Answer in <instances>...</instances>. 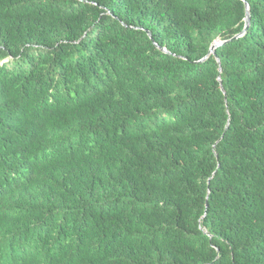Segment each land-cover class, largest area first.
I'll list each match as a JSON object with an SVG mask.
<instances>
[{
	"label": "trees",
	"instance_id": "16d2710c",
	"mask_svg": "<svg viewBox=\"0 0 264 264\" xmlns=\"http://www.w3.org/2000/svg\"><path fill=\"white\" fill-rule=\"evenodd\" d=\"M246 1L0 0V264H264Z\"/></svg>",
	"mask_w": 264,
	"mask_h": 264
},
{
	"label": "water",
	"instance_id": "95a60500",
	"mask_svg": "<svg viewBox=\"0 0 264 264\" xmlns=\"http://www.w3.org/2000/svg\"><path fill=\"white\" fill-rule=\"evenodd\" d=\"M243 1H244V3H245V6H246L245 26H244L242 32L239 33V34H237V35H235L234 38H235V37H238V36H240V35H242V34H244V33L246 32L248 26H249V21H250V17H249V5H248V2H247L246 0H243ZM219 44H221V42H217V41L213 42L212 45H211L210 48H209L208 54H207L206 56H204V57L201 59V61L205 60L210 54H214V52H215V48H216ZM164 50H165V49H164ZM165 51H166V50H165ZM218 62L220 63V60H219V59H218ZM219 81H220V84H221V79H220V78H219ZM221 88L223 89L222 86H221ZM219 140H220V139H219ZM219 140H218V141H219ZM216 143H217V142H216ZM216 143H215V144H216ZM210 179H211V177L209 178V181H210Z\"/></svg>",
	"mask_w": 264,
	"mask_h": 264
}]
</instances>
